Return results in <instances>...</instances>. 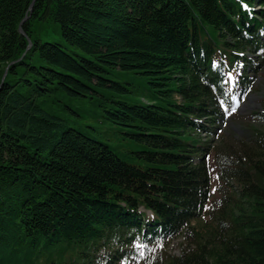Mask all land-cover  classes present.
<instances>
[{"label":"trees","instance_id":"trees-1","mask_svg":"<svg viewBox=\"0 0 264 264\" xmlns=\"http://www.w3.org/2000/svg\"><path fill=\"white\" fill-rule=\"evenodd\" d=\"M243 1L0 0V264H264V93L214 132L264 28Z\"/></svg>","mask_w":264,"mask_h":264},{"label":"rangeland","instance_id":"rangeland-1","mask_svg":"<svg viewBox=\"0 0 264 264\" xmlns=\"http://www.w3.org/2000/svg\"><path fill=\"white\" fill-rule=\"evenodd\" d=\"M120 80L122 79L121 77L117 76ZM132 81L135 83V90L139 92V97L143 93V88L146 86L145 82L136 76L132 77ZM255 90H253L252 93L249 94L244 100H242L239 103L235 104V107L239 109V113L241 115L247 114L248 115V110H253V109H258L261 107V105L258 102V99L262 98V94L264 93V66H261V69L257 75V79L255 80ZM257 89V90H256ZM234 109V108H232ZM237 112L231 111V119L228 122L227 127H224V130L229 131V129L234 130L235 132H244L242 129L238 127L239 121H241V118L236 117ZM246 117V116H245ZM105 129H109V132H104L108 137L109 140L112 142V147L119 151L118 146L122 145L120 147V151L124 150H131L134 149L132 146H128L124 143H119L117 140L119 139V136L121 135V132H118V130L115 127L110 126L109 124L104 125ZM226 132V131H223ZM129 153V152H128ZM133 154V153H132ZM123 155V153H121ZM128 160L132 161V158L129 157L128 155L125 156ZM182 242V239H177L172 241L169 246H168V251L172 254H179L180 252V244Z\"/></svg>","mask_w":264,"mask_h":264},{"label":"water","instance_id":"water-1","mask_svg":"<svg viewBox=\"0 0 264 264\" xmlns=\"http://www.w3.org/2000/svg\"><path fill=\"white\" fill-rule=\"evenodd\" d=\"M33 5H34V1L31 3V5H30V10H32L33 9ZM28 19V16H26L23 20H22V22H21V24H20V31L23 33V34H25L24 33V31H23V29H22V24H23V22H25L26 20ZM30 46H31V40H30Z\"/></svg>","mask_w":264,"mask_h":264},{"label":"snow or ice","instance_id":"snow-or-ice-1","mask_svg":"<svg viewBox=\"0 0 264 264\" xmlns=\"http://www.w3.org/2000/svg\"><path fill=\"white\" fill-rule=\"evenodd\" d=\"M245 8L247 7V5H243ZM231 75V74H230ZM232 111L234 112L235 111V109H232Z\"/></svg>","mask_w":264,"mask_h":264}]
</instances>
